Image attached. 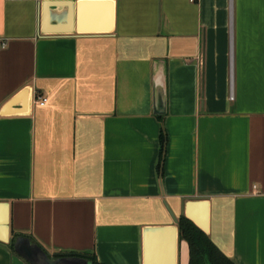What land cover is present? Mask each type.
Instances as JSON below:
<instances>
[{"label": "crops", "instance_id": "crops-1", "mask_svg": "<svg viewBox=\"0 0 264 264\" xmlns=\"http://www.w3.org/2000/svg\"><path fill=\"white\" fill-rule=\"evenodd\" d=\"M26 88L29 112L2 115ZM195 200L226 256L264 264V0H0L12 236L146 264V229L174 226ZM189 258L180 241L178 264ZM0 264L28 263L0 243Z\"/></svg>", "mask_w": 264, "mask_h": 264}, {"label": "water", "instance_id": "water-1", "mask_svg": "<svg viewBox=\"0 0 264 264\" xmlns=\"http://www.w3.org/2000/svg\"><path fill=\"white\" fill-rule=\"evenodd\" d=\"M30 102V89L26 88L5 105L2 115H25L29 112ZM183 214L206 234L210 233V204L207 200L187 202ZM174 223L175 225L170 227L146 229V264H166L165 261H161L155 254L156 246L158 245L157 238L167 234L169 252L167 264H178L179 219L174 217ZM0 243L4 245L13 243L16 255L28 264H92L89 259L81 256L51 255L28 236H12L10 231V205L7 202H0Z\"/></svg>", "mask_w": 264, "mask_h": 264}, {"label": "trees", "instance_id": "trees-1", "mask_svg": "<svg viewBox=\"0 0 264 264\" xmlns=\"http://www.w3.org/2000/svg\"><path fill=\"white\" fill-rule=\"evenodd\" d=\"M168 147V134L165 127L161 130V152L160 162L158 166L159 174H164V166ZM27 236V235H14ZM35 243L39 244L34 238L28 236ZM179 239L187 242L189 246V264H235L231 258L226 256L218 246L213 242L211 237L201 230L193 221L186 216L179 219ZM40 245V244H39ZM41 246V245H40ZM7 247L14 253L13 243L8 244ZM70 256H81L89 259L92 264H102L98 261L95 255H84L71 253Z\"/></svg>", "mask_w": 264, "mask_h": 264}, {"label": "built area", "instance_id": "built-area-1", "mask_svg": "<svg viewBox=\"0 0 264 264\" xmlns=\"http://www.w3.org/2000/svg\"><path fill=\"white\" fill-rule=\"evenodd\" d=\"M12 1H26V0H12ZM231 100H234V94H231ZM35 103L39 104L40 106H45L47 104L48 99L43 96H37L34 98Z\"/></svg>", "mask_w": 264, "mask_h": 264}, {"label": "rangeland", "instance_id": "rangeland-1", "mask_svg": "<svg viewBox=\"0 0 264 264\" xmlns=\"http://www.w3.org/2000/svg\"><path fill=\"white\" fill-rule=\"evenodd\" d=\"M183 258H184V255H183V252H182V258H181V262H182V263H184V262H183Z\"/></svg>", "mask_w": 264, "mask_h": 264}]
</instances>
